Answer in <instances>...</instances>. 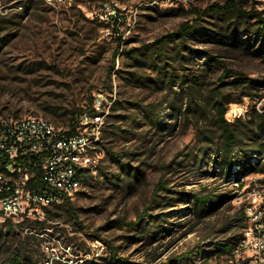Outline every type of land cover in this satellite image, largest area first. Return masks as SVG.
<instances>
[{"label":"rangeland","instance_id":"rangeland-1","mask_svg":"<svg viewBox=\"0 0 264 264\" xmlns=\"http://www.w3.org/2000/svg\"><path fill=\"white\" fill-rule=\"evenodd\" d=\"M225 1L0 0V116L44 117L64 126L89 108L102 116L101 158L89 184L68 206L52 207L42 228L20 220L2 230L0 264H10L6 252L20 245L32 264H120L116 257L196 264L199 250L207 257L218 242L234 245L243 227L264 218V173L247 164L260 162L262 152L246 137L250 146L243 153L235 147L243 157L228 179L216 162L220 140L209 91L231 98L226 118L241 117L250 135L264 113V48L254 21L248 30L239 22L232 33L226 28L241 20L202 14ZM235 1L251 9L246 0ZM113 9L114 18L106 16ZM186 22L196 28L181 35ZM191 87L199 107L194 116L186 110ZM162 180L172 192H158L152 202ZM194 194L214 195L219 203L198 216ZM187 252L189 259L180 261ZM230 258L210 257L207 264Z\"/></svg>","mask_w":264,"mask_h":264},{"label":"built area","instance_id":"built-area-1","mask_svg":"<svg viewBox=\"0 0 264 264\" xmlns=\"http://www.w3.org/2000/svg\"><path fill=\"white\" fill-rule=\"evenodd\" d=\"M79 0H44L51 6ZM191 3L193 0H167ZM264 14V0H246ZM116 9L106 16L113 17ZM103 100L95 99L99 108ZM102 116L83 111L75 125L44 117L0 116V233L20 220H41L52 208L72 201L97 171ZM70 246L66 247L68 252ZM51 259H48V261ZM59 260V259H58ZM53 260H51V263ZM49 264V263H47ZM225 264H264V222L253 219L236 235Z\"/></svg>","mask_w":264,"mask_h":264},{"label":"trees","instance_id":"trees-1","mask_svg":"<svg viewBox=\"0 0 264 264\" xmlns=\"http://www.w3.org/2000/svg\"><path fill=\"white\" fill-rule=\"evenodd\" d=\"M210 11H216L219 13V15H223L224 17H228V19H235V20H241V21H235L228 28H226V32H232L237 33L239 28V22H241V26L244 27V30L250 29L252 25V21H254L253 25L256 26L257 34L255 35L256 40L259 38H262V45L261 47L264 48V14L254 8L252 9H245L244 5L240 2H237L235 0H227L223 4L214 3L213 5L209 6L207 9H205L202 14H209ZM114 18V17H111ZM236 25L237 28L234 30H231V26ZM196 28V25L189 24V22L184 23L181 28L179 34L186 35L189 33L192 29ZM222 33V32H221ZM178 34V33H177ZM173 35H169L168 37H172ZM236 40V39H235ZM233 71H229V74L227 73L226 76L221 77V81L224 82L225 78H228L232 75ZM196 87H191L190 91V99L186 106L187 112L192 111V115L194 116L196 112H198L199 107L197 105V99H196ZM208 100L211 104L212 110L214 111V122L216 126V130L218 132V138L220 140V147L217 151L218 159H216L219 171L224 176L225 179H228L233 173L232 168L237 163L240 162V159H242L243 155L240 156L239 153L235 152V147L239 144L241 148V153H243L246 150L247 143H244V139L249 138L254 144L255 147L258 148L260 152H262V160L258 162L257 164H253L251 161H249L247 164L253 169H256L257 171H260L261 173H264V113L261 114L262 122L259 124L258 130L253 131V135H250L248 132H244L242 130V125L244 124L243 119L241 117L235 119L234 121H230L226 118V113L229 108V103L231 98L225 94L223 91L219 89H212L209 91L208 94ZM118 104V103H117ZM83 112V111H82ZM81 112V113H82ZM87 112L89 113H95L94 108L87 109ZM76 121H73L69 125H75ZM245 154V153H244ZM114 158L117 159V161L122 165V168H125V163L122 162V160L119 158L118 155L112 154ZM131 171V169H130ZM130 173V172H129ZM89 180L85 182V185L89 184ZM172 192V190L167 187L166 182L163 180L160 181L155 189L154 198L152 199V202L156 201V196H158V192ZM183 194V193H182ZM184 197L187 198L189 194H183ZM216 197L214 195H199L194 194V205H195V212L198 216H205L212 212L214 208L217 206L219 201H216ZM164 200H169L167 196H163ZM68 206V203H65L61 206ZM59 207V206H56ZM69 211H72V208H68ZM47 216L51 217L53 215L52 208H46ZM144 215V214H143ZM143 219V216H140L139 221ZM31 225L34 226V228H42L44 223L40 220H26ZM264 222V218L261 220ZM115 223L118 222V225L122 226V223L119 221H114ZM126 225H128L130 228L131 226H135L138 224V222H126ZM14 224L12 221H7V227L12 228ZM150 226V225H149ZM217 251H213V253H210L206 257L205 251H198V257L201 262L197 261L196 264H207L208 258H218L219 255H225L232 257V248L233 245L231 241H228L227 243H216ZM8 250L7 259L10 264H21V263H27L32 264V256L31 253L25 248L24 246L20 245L19 247L15 248L14 250ZM113 252V251H112ZM115 255V253L113 252ZM116 256V255H115ZM188 252L183 254L179 260L184 261L189 259ZM118 261H120L122 264H130L126 260H122L118 257H116ZM173 259H169L168 261L161 262L159 264H171ZM177 261V260H175ZM53 263V262H52ZM55 264H60V262L55 261ZM120 263V264H121ZM89 264V263H88Z\"/></svg>","mask_w":264,"mask_h":264}]
</instances>
